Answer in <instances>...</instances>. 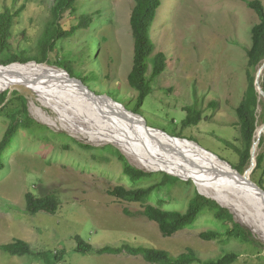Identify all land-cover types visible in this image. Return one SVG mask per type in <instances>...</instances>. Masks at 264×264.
Masks as SVG:
<instances>
[{
	"label": "rangeland",
	"instance_id": "rangeland-1",
	"mask_svg": "<svg viewBox=\"0 0 264 264\" xmlns=\"http://www.w3.org/2000/svg\"><path fill=\"white\" fill-rule=\"evenodd\" d=\"M261 1L264 4V0ZM54 2L0 0L1 12L14 13L21 9L15 17L9 39L11 49L7 52L25 50L26 56H39L38 43L51 18ZM134 5L135 0H77L76 11H67L63 15V26L69 29L81 16L90 17L91 22L73 36L58 40L48 59L41 63L65 70L71 67L74 77L87 78L85 84L91 91L108 95L133 111L137 92L130 87L128 75L133 65L130 17ZM258 22V14L246 0H162L150 35L155 44L154 53L166 54L167 68L153 82V92L138 109L147 124L170 136L194 141L234 167L239 156L227 142L243 145L236 108L248 88L247 51L252 43L251 30ZM0 58L4 59V56ZM13 89L8 90V97L13 96L14 91L23 94L28 100L31 116L47 125L48 130L37 135L21 130L9 149L7 165L0 169V245L21 238L35 251L64 252V259L56 264H153L142 256L125 253H82L76 250L75 237L79 235L95 248L130 243L168 250L173 255L192 248L202 259L235 252L239 257L232 264H264V248L259 252L237 239L222 243L201 238L203 231L219 229L225 232L224 225L211 211H205L193 225L176 234L163 236L158 224L144 215V204L118 199L109 193L116 185H129L118 153L144 170H148L143 167L148 158L138 154L129 157L113 143L87 140L81 133L95 131L100 126L95 124L97 119L91 123L92 118L87 113L75 116L76 122L80 123L72 125L80 126L78 132L70 129L68 122L71 121L62 118L61 105H46L23 86ZM15 97L10 104L12 109L20 104ZM193 104L204 111V118L197 125L183 128L184 108ZM256 115L258 127L262 126V95ZM38 116L52 121L49 124L42 122ZM8 123L6 117L0 116V141ZM55 133H65L68 137L60 138ZM179 133L181 136H177ZM70 137L95 147L110 146L113 151H89ZM262 152L264 145H258L257 155ZM251 179L264 189V164L254 170ZM196 190L199 189L192 179L180 177L173 184L163 185L151 196L149 203L156 204L161 198L166 202L163 208L183 211ZM28 192L38 196L55 192L60 199L58 211L53 214L27 213L25 194ZM232 214L234 220L250 229L264 246V239ZM0 264L50 263L33 255L18 256L0 250Z\"/></svg>",
	"mask_w": 264,
	"mask_h": 264
},
{
	"label": "trees",
	"instance_id": "trees-1",
	"mask_svg": "<svg viewBox=\"0 0 264 264\" xmlns=\"http://www.w3.org/2000/svg\"><path fill=\"white\" fill-rule=\"evenodd\" d=\"M77 0H55L51 9V18L45 27L42 37L38 43L39 56H26L25 50L17 53H9L6 50L11 49L9 39L12 36V27L15 17L21 13V9L12 13L9 10L0 11V64H11L14 62L27 63L35 60L39 63L48 59L49 52H52L58 40L69 38L76 34L80 29L87 27L91 22L88 16H81L79 21L69 29L65 28L61 22L63 15L67 11L71 13L76 11ZM247 5L254 9L259 16V22L251 30V46L247 51L248 55V88L243 99L236 108L237 125L242 139V146L227 142L239 156L238 162L234 167L243 172L245 167L251 161V149L255 141V134L259 122L257 120L256 109L259 105L260 94L255 88V79L258 68L264 63V4L261 0H246ZM162 0H135L132 9L130 24L134 40L133 65L128 75L130 87L137 92L136 107L133 110L139 113L138 109L142 107L146 98L153 92V82L166 70L167 56L164 52H155V44L151 38L150 30L156 19ZM24 8V7H23ZM9 53V54H8ZM8 54V55H7ZM151 69V70H150ZM66 70L74 76L71 67ZM150 70V71H149ZM82 81L87 82L83 77ZM260 84L264 90V72L260 77ZM19 100L20 104L16 108H10L13 102V96ZM8 90L0 93V116L9 120L8 127L0 141V169L7 164V155L12 146L13 140L21 130L32 134H40L48 130V126L40 123L31 116L27 98L18 91L13 92L10 98ZM12 98V99H11ZM186 116L182 120V127L199 124L204 118V111L197 104L188 105L185 108ZM60 138L68 137L65 133H55ZM177 136H181L179 133ZM78 146L89 150H111L112 147H95L90 144H84L70 137ZM264 145V135L259 142V147ZM68 147V145L66 146ZM96 154V153H95ZM96 156V155H94ZM118 158L123 163V173L128 177L129 185H116L109 193L118 199L138 202L144 204V215L158 224L159 230L165 237H170L193 225L199 216L205 211L213 212L214 218L222 222L225 232L218 230H207L200 233L204 240H214L222 243H228L230 240L237 239L252 245L257 251L261 252L264 248L248 228H245L239 222L234 220L230 209L222 206L216 200L202 195L196 190L193 196L188 200L185 210L165 209L162 207L166 202L158 198L156 204L149 203L151 196L159 191L163 185L173 184L180 180L179 177L171 176L167 173L148 172L138 168L130 163L127 158L118 153ZM257 168L260 169L264 164V153L257 155ZM255 169V170H256ZM161 178L158 182L157 179ZM26 211L34 215L39 212L56 213L60 206V199L55 192L38 196L32 192L25 194ZM229 223H232L230 226ZM76 250L82 253L97 252L99 254H130L133 256H142L147 262L153 264H232L239 255L235 252L227 253L216 258L202 259L197 252L188 248L179 255H173L168 250L158 249L144 245H132L123 243L120 246L105 245L95 248L92 244L76 235ZM0 250L12 255H33L37 258H44L47 263H58L64 259V252L50 254L49 251H35L32 245L21 238H16L12 242L1 244Z\"/></svg>",
	"mask_w": 264,
	"mask_h": 264
},
{
	"label": "bare ground",
	"instance_id": "bare-ground-1",
	"mask_svg": "<svg viewBox=\"0 0 264 264\" xmlns=\"http://www.w3.org/2000/svg\"><path fill=\"white\" fill-rule=\"evenodd\" d=\"M259 68L260 78L264 67ZM17 86L32 91L46 105H61V109L58 108L63 111L62 118L72 122L67 121L70 129L79 132L80 126L75 128L72 125L80 123L76 122V114L87 113L92 118L91 123L97 119L95 124L100 125L99 128L81 133L87 140L113 143L129 157L144 155L148 158L143 166L145 169L162 170L192 179L200 192L231 209L240 221L264 239V196L250 185L244 173L216 154L194 141L174 139L152 129L137 113L127 110L108 95H97L64 68L33 61L0 64V92ZM44 117L37 118L48 124L52 121ZM263 131V125L256 131L255 154Z\"/></svg>",
	"mask_w": 264,
	"mask_h": 264
},
{
	"label": "water",
	"instance_id": "water-1",
	"mask_svg": "<svg viewBox=\"0 0 264 264\" xmlns=\"http://www.w3.org/2000/svg\"><path fill=\"white\" fill-rule=\"evenodd\" d=\"M32 62V61H30ZM33 62H36V61H33ZM15 63H20V62H15ZM29 63V62H27ZM261 67H264V63L261 65ZM260 69V68H259ZM66 71V70H65ZM259 71V70H258ZM69 75H71L68 71H66ZM259 75H258V72H257V75H256V79H255V88L256 90L258 91V93L260 95H262L264 97V90H263V87L262 85L260 84V81H259ZM2 93V92H0ZM142 120H145L141 115H138ZM263 127H264V124H263ZM152 128V127H151ZM156 131H162L160 129H156V128H152ZM164 132V131H162ZM165 134H167L166 132H164ZM168 135V134H167ZM170 136V135H169ZM256 136V135H255ZM174 139H176L177 137H173V136H170ZM255 138V137H254ZM255 141L253 143V146H252V149H251V164L249 166V168L244 172V178L250 183V185L254 186L257 191H259L263 196H264V189L262 187H260L257 183H255L252 179H251V174L254 172V169L256 168L257 166V154H255ZM225 161V160H224ZM227 162V161H226ZM229 163V162H228ZM171 174V173H170ZM172 175H175V174H172ZM250 175V177H249ZM175 176H178V175H175ZM178 177H181V176H178ZM182 178V177H181ZM184 179V178H183ZM203 194V193H202Z\"/></svg>",
	"mask_w": 264,
	"mask_h": 264
},
{
	"label": "clouds",
	"instance_id": "clouds-1",
	"mask_svg": "<svg viewBox=\"0 0 264 264\" xmlns=\"http://www.w3.org/2000/svg\"><path fill=\"white\" fill-rule=\"evenodd\" d=\"M30 62V61H29ZM21 63V62H20ZM259 69V68H258ZM74 77V76H73ZM132 111V110H131ZM134 112V111H133ZM135 113V112H134ZM137 113V112H136ZM138 115H140L139 113H137ZM142 116V115H141ZM143 117V116H142ZM144 118V117H143ZM145 119V118H144ZM149 126V125H148ZM150 127V126H149ZM165 132V131H164ZM168 134V133H167ZM169 135V134H168ZM256 135V134H255ZM174 137V136H173ZM187 140V139H186ZM236 169V168H235ZM255 170V169H254ZM146 171H148V172H153L154 170H146ZM239 171V170H238ZM242 173V172H241ZM167 174H169V175H172V174H170V173H168L167 172ZM175 176V175H174ZM175 177H178V176H175ZM179 179H180V177H179ZM199 191V190H198ZM200 192V191H199ZM201 194H202V192H200ZM202 195H204V194H202ZM204 196H206V197H208V198H211V197H209V196H207V195H204ZM211 199H214V198H211ZM215 200V199H214ZM217 201V200H216ZM219 203V202H218ZM219 204H221V203H219ZM222 205V204H221ZM223 206V205H222Z\"/></svg>",
	"mask_w": 264,
	"mask_h": 264
}]
</instances>
